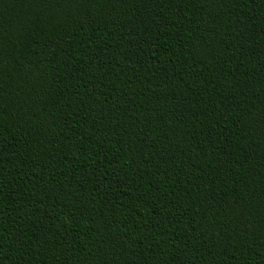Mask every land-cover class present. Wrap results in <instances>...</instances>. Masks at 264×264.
I'll use <instances>...</instances> for the list:
<instances>
[{"label": "trees", "instance_id": "1", "mask_svg": "<svg viewBox=\"0 0 264 264\" xmlns=\"http://www.w3.org/2000/svg\"><path fill=\"white\" fill-rule=\"evenodd\" d=\"M0 264H264V0H0Z\"/></svg>", "mask_w": 264, "mask_h": 264}]
</instances>
